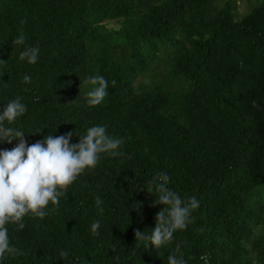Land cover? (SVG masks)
Wrapping results in <instances>:
<instances>
[{
  "label": "trees",
  "instance_id": "obj_1",
  "mask_svg": "<svg viewBox=\"0 0 264 264\" xmlns=\"http://www.w3.org/2000/svg\"><path fill=\"white\" fill-rule=\"evenodd\" d=\"M32 46L38 61L20 60ZM165 50L179 90L140 80ZM92 76L109 85L95 107L82 83ZM16 97L27 111L5 123L29 144L104 126L124 155L101 154L44 219L8 224L22 254L0 264H168L177 244L185 264H264V0H0V110ZM159 173L199 207L156 249L134 230L155 227L163 206L147 188Z\"/></svg>",
  "mask_w": 264,
  "mask_h": 264
},
{
  "label": "clouds",
  "instance_id": "obj_2",
  "mask_svg": "<svg viewBox=\"0 0 264 264\" xmlns=\"http://www.w3.org/2000/svg\"><path fill=\"white\" fill-rule=\"evenodd\" d=\"M25 42L22 32L13 40L15 45H25ZM38 58V46L25 47L19 55L20 60H27L29 64H35ZM23 80L24 83H30L31 77L25 75ZM82 83L91 85L85 93L87 104L91 107L101 105L107 95L108 81L103 76H92ZM115 84L113 80L112 85ZM26 111L21 97L11 100L0 110V143L18 141L12 149L0 150V260L22 254L10 245L8 224H16L19 229H23V218L29 214L44 219L50 211L48 205L51 203L54 208L58 207L60 197L65 195L67 188L86 170L95 169L101 154L124 155L118 151L123 140L110 137L104 126H92L83 136L76 133L79 136L78 143H71L73 132L70 131L59 136L48 134L42 140L29 144L23 131L7 126ZM169 184V175L159 173L147 188L150 194L155 192L153 206L163 207L155 216V227L150 234L134 230L136 241L147 242L146 247L151 244L158 249L171 242L175 232L185 230L193 222L191 214L199 207L195 197L185 201L169 188ZM95 199L98 207L103 204L99 197ZM100 226L99 221L92 223L93 234H98ZM60 256L67 258L68 252L61 251ZM200 259L208 264L207 254L201 255ZM167 261L168 264H185L179 244Z\"/></svg>",
  "mask_w": 264,
  "mask_h": 264
},
{
  "label": "rangeland",
  "instance_id": "obj_3",
  "mask_svg": "<svg viewBox=\"0 0 264 264\" xmlns=\"http://www.w3.org/2000/svg\"><path fill=\"white\" fill-rule=\"evenodd\" d=\"M250 11V7L246 4V2H242L240 4V12L241 15H245ZM110 29L119 30L121 28V22L119 21H111L106 23ZM167 52V53H166ZM169 50H165L164 53H160L159 57L162 59H157L153 63L152 71L141 77L140 80H144L147 83L154 82H165L169 85V87L179 90L182 88V82H180V78L173 77L171 64L168 63V53ZM120 54V53H118ZM121 56V55H117Z\"/></svg>",
  "mask_w": 264,
  "mask_h": 264
}]
</instances>
